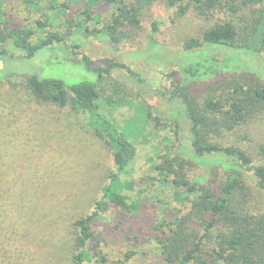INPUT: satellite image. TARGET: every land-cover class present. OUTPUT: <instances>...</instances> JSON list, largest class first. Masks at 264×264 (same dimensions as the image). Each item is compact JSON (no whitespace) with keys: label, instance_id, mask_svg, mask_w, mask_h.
<instances>
[{"label":"rangeland","instance_id":"1","mask_svg":"<svg viewBox=\"0 0 264 264\" xmlns=\"http://www.w3.org/2000/svg\"><path fill=\"white\" fill-rule=\"evenodd\" d=\"M118 1L101 0L90 17L84 12L85 0H43L39 9L27 8L21 0L0 1V13L8 26L35 31L30 37L32 44L44 35L39 20L47 22L46 32L58 30L66 38L61 44L40 49L33 57L0 43V49H8L7 55H0V185L4 183L0 186L4 189H0V202L5 201V189L12 191L30 164L39 172L33 193L23 190L0 206L1 264H74L78 253V229L74 222L93 210L95 201L101 199V186L116 171L109 146L90 129L80 113L56 106L39 109L41 105L27 102L29 93L24 80L28 75L59 78L68 84L84 79L97 81L100 113L132 140L137 149L135 159L120 175L123 182L134 180L135 186L117 188L129 200L145 199L158 219L163 215L170 218L184 215L190 210L189 202L176 199L179 189L171 181H164V176L153 167L164 151L179 149L182 155L189 153L188 175L202 179L208 186L218 188L227 178L228 171L219 156H195L193 160L190 148L186 147L190 144L191 122L177 93H186L202 105L215 94L226 100L236 83L264 85V47L259 51L246 47L261 6L237 2L236 11L220 6L210 15H202L191 5L180 15L178 5L157 0L143 7L138 27L122 25L121 38L113 43L106 26L113 22ZM74 18L83 23L82 30L69 34L74 29L70 24ZM222 22L235 26L237 47L204 44L195 50L184 49L186 40L201 38L206 29ZM114 62L126 63L135 73L110 67ZM196 63L208 74L195 78L184 72V66ZM44 110V120L39 121ZM260 112L242 127L207 132V139L238 145L256 163L264 161L258 152L259 145L264 143L263 109ZM31 123L37 126L35 130L18 133L23 127L29 129ZM6 124L10 127L6 128ZM43 172L50 173L47 181L50 179L54 184L50 185L52 193L41 189ZM245 175L249 179L250 174ZM251 185V194L246 195L249 206L245 205L246 210L260 215L264 211V190ZM243 196L239 195L241 201ZM122 213L109 204L94 225L96 233L121 235L102 245L108 256L107 264H154L159 244L153 226L158 219L155 221L151 214L139 215L119 223L117 217ZM123 234H128L127 240ZM216 241L213 235L205 238L207 262L204 263L217 264L212 259ZM128 248L136 252L131 261L124 255ZM84 264L99 263L93 256Z\"/></svg>","mask_w":264,"mask_h":264},{"label":"trees","instance_id":"2","mask_svg":"<svg viewBox=\"0 0 264 264\" xmlns=\"http://www.w3.org/2000/svg\"><path fill=\"white\" fill-rule=\"evenodd\" d=\"M21 1L27 8L39 9L40 2L43 0ZM100 1L85 0L84 12L88 17ZM155 1L157 0L118 1L120 4L117 5L113 22L106 26L111 42L117 43L120 40L119 32L122 25L129 24L132 27H138L141 10L145 5ZM184 1H186L185 4H183ZM237 2L239 5L253 3L261 6L250 42L246 45L248 49L259 51L264 47V0H167L166 4L178 5L180 15L185 14L191 5H194L200 14L210 15L211 11L220 6L236 11L239 8L235 7ZM70 24L74 29L69 30V34L82 30L83 23L75 21V18ZM46 25H48L47 22L39 20V26L44 35H40L38 41L32 44L30 37L35 33L33 29L8 26L0 13V43L11 45L22 50L25 56L33 57L40 49L53 44H61L66 40L58 30L46 32ZM122 33L124 32L122 31ZM236 35V28L231 22L217 23L206 29L201 38L191 37L186 40L184 49L195 50L204 44H224L229 47H237L235 44ZM7 51V47L1 48L0 55H7ZM86 61L87 65H90V61L88 59ZM113 66L126 68L135 73L124 62L111 63L110 67ZM109 69L106 68L107 71ZM184 72L195 78L201 77L204 73L208 74L199 63L184 66ZM24 85L29 93L27 102L41 105L39 109L50 108V106H56L59 109L71 108L75 113H80L90 129L98 137L104 139L109 146L110 158L116 171L112 173L110 181L101 186L102 196L101 199L95 201L93 210L74 222L78 229L76 238L78 253L74 256V264H84L85 260H90L93 256L97 263L107 264L108 256L102 245L114 237H121V235L112 233V236H109L105 232L96 233L94 225L98 219L102 218L101 211L109 204L119 208L123 211V215L120 214L117 217L119 223H125V219L129 218L136 219L141 215H156L152 205L149 207L145 199L129 200V197L117 188L119 185L133 188L136 184L134 180L123 182L120 178L121 173L128 169L136 157V145L123 132H119L109 118L100 113L97 103L96 80L84 79L78 83L68 84L63 79L44 78L38 74H32L25 78ZM215 91H217V87L212 91L213 94L216 93ZM177 95L183 100V111L191 122L190 144L186 147L190 148L193 160L195 156L200 158L217 155L220 162L226 167L228 175L218 188L208 186L200 178H191L187 173V165L191 163L187 158L189 153L182 155L179 149L164 151L161 160L153 164L158 174L164 176V181H171L179 189L175 195L176 199L179 202L186 201L190 204L187 214L179 216L177 214L172 218L163 215L159 219L158 216H154L155 221L158 220L153 226V231L156 229L155 239L159 244V253L154 257V264H208L204 263L207 262L204 256V240L210 235L215 236V240H217L212 253V259L217 264H264V211L260 215H256L246 210V206L249 207L246 195L247 193L251 194V184L253 183L255 187L264 190V161L256 163L255 158L245 148L235 144L209 141L208 134L206 135L211 131H231L242 127L256 114L261 113L262 109L264 111V85L258 84V82L248 84V86L236 83L231 96L226 97V100L215 94V96L206 98L202 105L196 98L190 99L186 93L178 92ZM44 114H46V110L41 113L39 121L44 120ZM30 125L29 129L23 127L18 133L29 132L37 128L34 123ZM5 127H10V124H6ZM16 149L22 151L20 146H16ZM258 152L262 159L264 143L259 145ZM45 171L47 172V170ZM46 172H43L44 179L41 189L52 193L50 185L53 183L50 179L47 181L50 173ZM36 173L39 172L37 170L35 172L30 164L28 171H25L18 179L19 182L15 188L10 192L5 189L4 200L7 202L12 196L23 190L28 194L33 193L38 183ZM247 173L250 174L249 179L245 175ZM0 186H4V183ZM0 189L4 190L1 187ZM240 194L244 195L243 201L239 198ZM3 202H0V206ZM1 222L0 212V224ZM119 223L116 225L120 226ZM122 237L127 240L128 234L126 236L123 234ZM124 255L131 261L136 252L128 248ZM2 260L0 258V264Z\"/></svg>","mask_w":264,"mask_h":264}]
</instances>
